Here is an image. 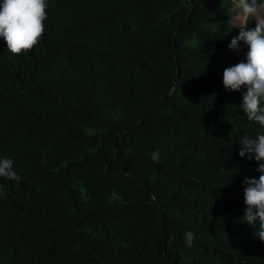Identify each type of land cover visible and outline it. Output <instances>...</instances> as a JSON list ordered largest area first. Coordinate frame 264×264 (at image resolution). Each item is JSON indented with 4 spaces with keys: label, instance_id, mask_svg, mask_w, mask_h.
I'll return each instance as SVG.
<instances>
[{
    "label": "trees",
    "instance_id": "16d2710c",
    "mask_svg": "<svg viewBox=\"0 0 264 264\" xmlns=\"http://www.w3.org/2000/svg\"><path fill=\"white\" fill-rule=\"evenodd\" d=\"M47 2L34 49L0 39V158L21 177L0 178V264H264L243 220L259 165L238 155L264 129L222 84L248 51L228 48L232 0Z\"/></svg>",
    "mask_w": 264,
    "mask_h": 264
},
{
    "label": "clouds",
    "instance_id": "9594fccd",
    "mask_svg": "<svg viewBox=\"0 0 264 264\" xmlns=\"http://www.w3.org/2000/svg\"><path fill=\"white\" fill-rule=\"evenodd\" d=\"M236 9V19L240 22L239 35L228 45L229 50L239 51L242 42L248 48L246 62H239L223 71L222 84L226 91L240 92L245 89L240 108L249 122L264 129V0H232ZM47 0H0V39L13 56L27 54L41 41L47 20ZM255 27L245 30L250 21ZM240 158L254 159L258 163L259 178L245 179L243 203L246 206L243 220L249 225H257L253 233L264 242V133L254 138L244 136L240 140ZM157 149L151 156L153 163H160ZM15 161L0 158V178L21 182L14 169ZM0 184V196H6ZM174 236L169 237L171 243ZM185 246L192 247L196 236L184 233Z\"/></svg>",
    "mask_w": 264,
    "mask_h": 264
},
{
    "label": "water",
    "instance_id": "95a60500",
    "mask_svg": "<svg viewBox=\"0 0 264 264\" xmlns=\"http://www.w3.org/2000/svg\"><path fill=\"white\" fill-rule=\"evenodd\" d=\"M187 16H188V15L186 14V15H185V16L179 21V23L177 24L176 28L174 29V31H173V33H172V38H173V40L175 39V34H176V32L178 31V29L180 28L182 22L186 19ZM174 49H175V46H174ZM175 60H176V58H175ZM105 171H106V173H109V165H108V164H107L106 167H105ZM165 254H166V253H165V251H164V255H165ZM165 258H166V260H168L167 256H165Z\"/></svg>",
    "mask_w": 264,
    "mask_h": 264
},
{
    "label": "rangeland",
    "instance_id": "374dc122",
    "mask_svg": "<svg viewBox=\"0 0 264 264\" xmlns=\"http://www.w3.org/2000/svg\"><path fill=\"white\" fill-rule=\"evenodd\" d=\"M234 7H235V5H234ZM235 17H236V13H234V17H233V21H234V22H233V23L236 24V25H240L239 20L236 19Z\"/></svg>",
    "mask_w": 264,
    "mask_h": 264
}]
</instances>
